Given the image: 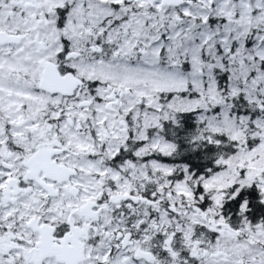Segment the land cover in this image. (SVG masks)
Here are the masks:
<instances>
[{
  "label": "snow or ice",
  "instance_id": "snow-or-ice-1",
  "mask_svg": "<svg viewBox=\"0 0 264 264\" xmlns=\"http://www.w3.org/2000/svg\"><path fill=\"white\" fill-rule=\"evenodd\" d=\"M0 264H264V0H0Z\"/></svg>",
  "mask_w": 264,
  "mask_h": 264
}]
</instances>
